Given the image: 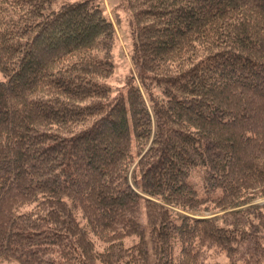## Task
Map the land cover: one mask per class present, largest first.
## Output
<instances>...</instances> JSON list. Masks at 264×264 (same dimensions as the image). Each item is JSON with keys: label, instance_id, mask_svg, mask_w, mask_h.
Segmentation results:
<instances>
[{"label": "trees", "instance_id": "trees-1", "mask_svg": "<svg viewBox=\"0 0 264 264\" xmlns=\"http://www.w3.org/2000/svg\"><path fill=\"white\" fill-rule=\"evenodd\" d=\"M123 2L113 94L92 0H0V264H264V0Z\"/></svg>", "mask_w": 264, "mask_h": 264}, {"label": "rangeland", "instance_id": "rangeland-1", "mask_svg": "<svg viewBox=\"0 0 264 264\" xmlns=\"http://www.w3.org/2000/svg\"><path fill=\"white\" fill-rule=\"evenodd\" d=\"M75 2L81 0H60ZM93 4L100 7L106 16L111 19L117 34V44L114 52L115 73L107 81L112 88L113 94L125 91L126 77L131 73L129 54L131 50L132 37L130 32V13L125 8L123 0H92ZM58 6L59 3H56ZM263 203L264 199H259ZM204 216H207L205 214Z\"/></svg>", "mask_w": 264, "mask_h": 264}]
</instances>
